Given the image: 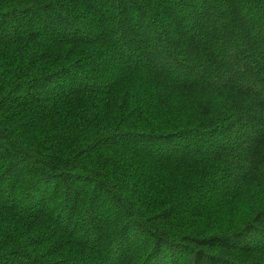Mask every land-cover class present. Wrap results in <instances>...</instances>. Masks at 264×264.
<instances>
[{
  "label": "trees",
  "instance_id": "trees-1",
  "mask_svg": "<svg viewBox=\"0 0 264 264\" xmlns=\"http://www.w3.org/2000/svg\"><path fill=\"white\" fill-rule=\"evenodd\" d=\"M0 264H264V0H0Z\"/></svg>",
  "mask_w": 264,
  "mask_h": 264
}]
</instances>
